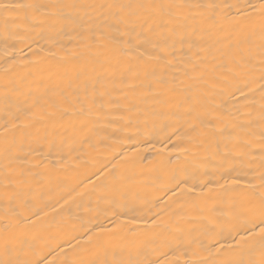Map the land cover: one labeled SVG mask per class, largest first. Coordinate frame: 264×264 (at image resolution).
Here are the masks:
<instances>
[{"label": "bare ground", "instance_id": "1", "mask_svg": "<svg viewBox=\"0 0 264 264\" xmlns=\"http://www.w3.org/2000/svg\"><path fill=\"white\" fill-rule=\"evenodd\" d=\"M137 2L0 0L15 9L0 10V253L6 232L26 235L24 258L61 264L64 241L74 245L87 232L95 235L86 247L101 259L184 264L193 249L209 258L185 247L212 223L225 246L213 258H250L229 229L243 220L249 186L258 188L264 171V81L259 56L243 68L234 62L250 46L240 44L236 9L227 7L248 0H176L222 7L215 23L196 9L184 10L186 20L149 21L175 26L159 60L151 45L125 51L136 34L123 26V46L102 40L114 17L99 6ZM34 4L43 7H23ZM137 65L155 76L128 72ZM237 77L251 82L247 100L232 95ZM158 78L187 87L169 91ZM141 80L153 86L133 90ZM9 177L24 181L31 202L19 223L5 218ZM135 217L143 219L130 223Z\"/></svg>", "mask_w": 264, "mask_h": 264}, {"label": "snow or ice", "instance_id": "2", "mask_svg": "<svg viewBox=\"0 0 264 264\" xmlns=\"http://www.w3.org/2000/svg\"><path fill=\"white\" fill-rule=\"evenodd\" d=\"M23 7L33 8L39 11L42 5H26ZM62 7H75V5H65ZM100 8L107 7L108 15L114 17L112 22V33L105 32L102 36V40H106L111 44H116L117 41L123 46L125 42L122 36H117L120 33L121 26L125 29H129L130 33H135L136 37L130 39L126 42L125 51L129 53L135 51L139 48H145L146 45H151L152 50L158 51L159 56L155 57L159 60L161 57L165 56L164 47L168 46L169 41L172 39V33L175 31L174 25L161 23L160 25H149V21L160 19L163 21L167 18L169 21H181L186 20L188 17L185 15V9L200 10L198 13V18L206 19L212 22L217 21V12L221 9V5L215 3L208 4H191V3H179L176 0H139L137 3L129 4H113V5H100ZM229 8L236 9V16L232 19L236 21L234 27L239 29L241 32L240 44L247 43L250 47L247 53L240 48L238 53L234 56V62L238 67L243 68L245 64L251 63L252 60L259 56V63L261 65V81H264V0H259L258 3L248 2L237 5H228ZM112 9H115L113 12ZM0 10L4 12H9L15 10L8 4H0ZM137 28L140 31L137 32ZM157 28L166 29V31H157ZM153 33L154 38L149 37L148 33ZM125 33V34H130ZM255 37L259 38L258 43L255 41ZM136 38H140V42H135ZM254 45V49L253 46ZM147 53H140L139 59H144ZM135 71L137 78H139L141 71H144V75L155 76L154 69L144 70L140 65L129 67L128 72ZM238 82L232 85V95L235 93H240V98L243 100L248 99L249 93H245V89L250 88V81H240L237 77ZM156 83L170 85L169 91H178L181 88H186L181 81L169 82L163 78H158ZM153 84L151 82L145 83L141 80L138 85H133L132 88H151ZM87 87V86H86ZM264 93V83H262L260 89ZM100 99H103V94H96ZM79 98V97H77ZM96 97L94 96L93 99ZM262 137H264V130L261 132ZM134 146V145H133ZM140 149H137L139 152ZM262 153H264V147L261 148ZM123 155V153H121ZM261 167L264 169V156L261 157ZM21 176L25 174L20 173ZM246 179V177H244ZM261 183L258 186H249V195L244 200V208L239 215L243 217V220H238L229 229V234L235 232L232 239L235 241V245L240 247L242 244L245 251L250 254L249 259H230L226 261H219L213 258V252L219 253L221 249H224V244L221 243L222 231L217 232L216 226L212 223H208L201 236L193 237L185 247V252L187 254L188 249L191 245H197L199 249L209 253V258H198V252L196 249L191 251L192 259L186 260L184 264H264V171H261L260 175ZM24 184L23 180L13 181L10 177L8 182L5 184L6 191L4 192V198L9 208L6 211L5 218L11 220L16 219V223H19L24 219L23 213L21 211L22 206L30 205V201L25 198V189L22 187ZM236 187H241L240 183L234 182ZM179 187V183L175 185ZM10 190V191H9ZM171 190V189H170ZM225 192L231 191V189H224ZM235 203L233 207H235ZM36 214V213H33ZM160 213H153V217H159ZM142 217L133 218L130 223L138 224L141 222ZM152 223H156V219L152 218ZM105 231L101 229V232ZM243 233V235H241ZM93 235H88L87 232L84 234L83 241L77 240L76 244H72L71 241H64L68 244V253H66V258L61 262V264H166L164 260H157L155 262L150 260H128V261H113L109 259H101L100 254L97 252L92 254L91 249L86 247V245L93 242ZM239 237V239H237ZM76 239V237H72ZM155 242V241H152ZM232 248V245L228 246ZM31 248L30 242L26 235H16L5 233L3 239L2 253H0V264H56L55 261H48L46 259L36 258V259H26L24 254ZM174 250V249H169ZM257 253L259 254L257 256ZM166 256L167 253H162Z\"/></svg>", "mask_w": 264, "mask_h": 264}]
</instances>
